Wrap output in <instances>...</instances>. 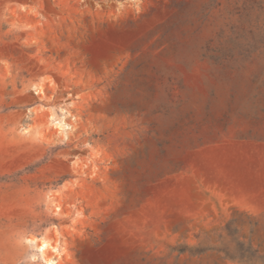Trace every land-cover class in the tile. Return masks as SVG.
<instances>
[{
    "label": "rangeland",
    "instance_id": "obj_1",
    "mask_svg": "<svg viewBox=\"0 0 264 264\" xmlns=\"http://www.w3.org/2000/svg\"><path fill=\"white\" fill-rule=\"evenodd\" d=\"M239 187L264 0H0V264H264Z\"/></svg>",
    "mask_w": 264,
    "mask_h": 264
},
{
    "label": "crops",
    "instance_id": "obj_2",
    "mask_svg": "<svg viewBox=\"0 0 264 264\" xmlns=\"http://www.w3.org/2000/svg\"><path fill=\"white\" fill-rule=\"evenodd\" d=\"M231 197L236 201H245L250 199H261L264 200V189H245L242 187L232 188L229 190Z\"/></svg>",
    "mask_w": 264,
    "mask_h": 264
},
{
    "label": "bare ground",
    "instance_id": "obj_3",
    "mask_svg": "<svg viewBox=\"0 0 264 264\" xmlns=\"http://www.w3.org/2000/svg\"><path fill=\"white\" fill-rule=\"evenodd\" d=\"M42 247H45V246H47L45 243H43V245H41Z\"/></svg>",
    "mask_w": 264,
    "mask_h": 264
}]
</instances>
